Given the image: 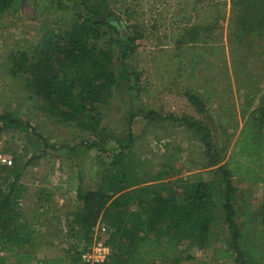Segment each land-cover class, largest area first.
Wrapping results in <instances>:
<instances>
[{"label": "rangeland", "instance_id": "rangeland-1", "mask_svg": "<svg viewBox=\"0 0 264 264\" xmlns=\"http://www.w3.org/2000/svg\"><path fill=\"white\" fill-rule=\"evenodd\" d=\"M233 1L108 0L120 30L135 38V48L128 66L115 54L118 83L97 107L100 123L95 130L48 114L32 75L34 53L48 30L73 20L77 12L88 16L83 0H22L19 11L0 16V114L18 111L35 128L28 134L0 135V152L13 157L11 169L26 187L21 222L34 231L21 252L65 259L61 264H73L70 260L81 255L79 264H92L83 255L101 257L105 247L103 262L109 261L111 234L104 224L98 223L89 236L74 224L83 208L78 191L99 187L111 155L130 132L131 148L149 161L148 170L168 172L165 183L194 181L200 175L220 180V171L206 168L202 134L170 119L185 117L210 129L221 165L232 172L236 219L243 221L248 211L253 241L264 254V43L260 37L237 34L242 13ZM196 27H205L199 42H194ZM187 89L209 92V111L198 113ZM35 141H41L36 154ZM33 154L40 155L38 165L29 163ZM223 213L219 205L209 247L177 254L182 259L178 263L151 264H237L212 256L213 248L227 246L232 235L229 227L220 230ZM188 253L191 260H186Z\"/></svg>", "mask_w": 264, "mask_h": 264}, {"label": "trees", "instance_id": "trees-1", "mask_svg": "<svg viewBox=\"0 0 264 264\" xmlns=\"http://www.w3.org/2000/svg\"><path fill=\"white\" fill-rule=\"evenodd\" d=\"M21 2L0 0V16L5 12L16 13ZM233 2L242 13L237 34L260 37L264 43V0ZM82 4L88 16L77 12L73 20L55 31L48 30L34 53L32 75L36 76L35 91L41 95L48 114L63 121H78L87 130H95L100 123L97 107L111 97L112 87L118 83L112 65L115 54L126 66L135 48V38L120 30L121 23L109 10L108 0H83ZM204 29L194 28V42L202 40ZM185 95L200 114L212 107V96L207 91L201 94L196 89H187ZM170 119L182 121L194 133L202 134L206 168L215 167L222 178L208 180L200 175L194 181L165 183L163 179L168 172L148 170L149 161L131 148L130 132L126 142L120 143V148L111 155L112 161L102 174L99 187L78 191L83 208L76 213L74 224L86 236L91 235L98 223L104 224L111 234L109 261L94 264L181 262L177 254L212 244L219 205L224 210L220 230L229 227L232 235L227 246L213 248V259L264 264V254L253 241L248 211L243 221L236 219L232 172L228 165H221L222 157L213 146L210 129L203 121ZM8 131L28 134L35 128L18 111L8 109L0 114V135ZM40 144L41 141L33 143L34 154ZM34 154L29 163L38 165L40 155ZM11 168L7 169L0 188V264H61L65 259H41L31 251L21 252L31 242L34 231L21 222V201L26 187L20 182L19 172ZM192 258L188 253L186 260ZM81 261V255L70 260L73 264Z\"/></svg>", "mask_w": 264, "mask_h": 264}, {"label": "built area", "instance_id": "built-area-1", "mask_svg": "<svg viewBox=\"0 0 264 264\" xmlns=\"http://www.w3.org/2000/svg\"><path fill=\"white\" fill-rule=\"evenodd\" d=\"M14 160H13V157L9 154H6V153H3V152H0V181L4 175V173L6 172L7 169H10L11 167H13V163ZM101 246V245H99ZM104 249V252L105 254H103V256L101 257H93L92 255L90 254H84L83 255V260L87 263H91L94 264V263H97V262H103L104 258H106V254L108 252V249L103 247ZM99 251V250H98Z\"/></svg>", "mask_w": 264, "mask_h": 264}]
</instances>
